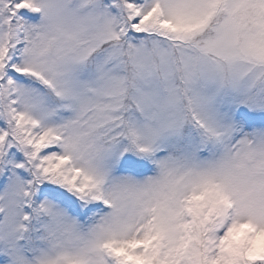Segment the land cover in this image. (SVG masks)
Returning <instances> with one entry per match:
<instances>
[{"label": "snow or ice", "instance_id": "6c2138e0", "mask_svg": "<svg viewBox=\"0 0 264 264\" xmlns=\"http://www.w3.org/2000/svg\"><path fill=\"white\" fill-rule=\"evenodd\" d=\"M0 264H264V0H0Z\"/></svg>", "mask_w": 264, "mask_h": 264}]
</instances>
